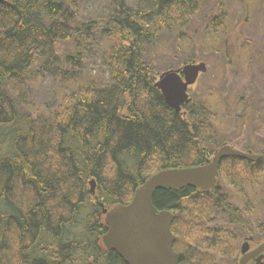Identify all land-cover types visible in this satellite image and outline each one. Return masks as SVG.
<instances>
[{
	"label": "trees",
	"instance_id": "16d2710c",
	"mask_svg": "<svg viewBox=\"0 0 264 264\" xmlns=\"http://www.w3.org/2000/svg\"><path fill=\"white\" fill-rule=\"evenodd\" d=\"M87 1L0 4V264H125L101 243L100 204L127 205L151 176L198 167L227 143L219 123L231 126V114L216 91L177 113L155 88L159 72L148 58L165 34L181 40L179 51L194 49L196 31L185 30L207 0H104L100 17L84 10ZM201 26L199 41L220 54L225 16ZM92 59L101 62L93 75L85 67ZM48 76L58 87L50 114L29 102L27 86ZM241 105L250 111L235 100ZM261 189L264 162L229 156L208 193L157 191L156 210L173 213L178 264L233 257L244 231L264 239V222L254 229L248 219L247 191Z\"/></svg>",
	"mask_w": 264,
	"mask_h": 264
},
{
	"label": "rangeland",
	"instance_id": "374dc122",
	"mask_svg": "<svg viewBox=\"0 0 264 264\" xmlns=\"http://www.w3.org/2000/svg\"><path fill=\"white\" fill-rule=\"evenodd\" d=\"M135 1L131 0V2ZM104 8V0H88L84 6L87 13L98 17L105 14ZM217 15L225 16L227 32L223 39H226L228 46L227 49H223V39H219L218 41L221 42L217 45L220 44V54H212L205 43L199 40L204 30L201 26L203 20ZM195 31L197 42L194 49L179 51L178 45L181 40L176 36L165 34L148 55L149 60L160 75L168 70L180 69L187 64L185 61L190 57L191 52H194V61L204 62L207 71L201 74L197 82L188 89L191 102L203 101L208 90H215L222 98L221 103L225 102L227 111L231 114L229 119H225V122H230L231 126H227L219 119L221 121L219 128L223 132L220 138L225 139L237 150L254 152L262 150L264 153V0H207L200 15H197L190 27L185 30L184 37ZM228 60H231L230 64ZM100 66L99 59L95 61L92 59L85 65L87 72L92 75L101 68ZM27 86L29 102L37 104L41 111L50 114L55 102L57 82L48 76L36 83L28 82ZM235 100L250 105V111L245 113V106L242 105L236 108ZM209 103L213 105L215 102ZM18 108L29 110L26 104L18 105ZM218 111L220 114L221 110ZM263 191L261 189V192ZM247 192L251 202L249 204L255 212V215L248 219L254 224L264 222V195L253 196L249 191ZM232 201L242 207L238 200ZM253 227L257 229V224ZM256 238L258 239L257 235ZM235 257L234 255L226 258L230 261L223 264H236ZM217 261L221 264L218 258Z\"/></svg>",
	"mask_w": 264,
	"mask_h": 264
},
{
	"label": "water",
	"instance_id": "95a60500",
	"mask_svg": "<svg viewBox=\"0 0 264 264\" xmlns=\"http://www.w3.org/2000/svg\"><path fill=\"white\" fill-rule=\"evenodd\" d=\"M4 2L6 0H0V4ZM206 71L205 63L191 62L180 69L163 72L154 86L166 105L179 113L182 105L191 102L188 89ZM229 156L264 162V155L241 152L223 144L211 159L198 167L164 170L151 176L134 191L129 204L102 210L107 229L101 238L104 249L116 253L125 264H178V255L172 248L175 237L170 231L173 215L156 210L154 195L159 190L185 187L195 188L199 193L209 192L216 185L221 160ZM90 187L94 193V181L90 182ZM246 250L247 246L243 245L239 264H246L254 255L262 254L264 242L252 253L245 254Z\"/></svg>",
	"mask_w": 264,
	"mask_h": 264
},
{
	"label": "flooded vegetation",
	"instance_id": "af4514ba",
	"mask_svg": "<svg viewBox=\"0 0 264 264\" xmlns=\"http://www.w3.org/2000/svg\"><path fill=\"white\" fill-rule=\"evenodd\" d=\"M239 239H241L239 241ZM264 242V239L259 240L255 239L254 234L243 232L241 235L238 236V244L236 246L237 251L235 254V262L236 264H239L240 258L242 257L241 254V248L243 245L247 246V250L245 254H249L254 252L258 246ZM212 252L215 250H211ZM217 258L219 259V262L223 264L226 261H230L220 255H217ZM246 264H264V252L262 254H256L253 256V258H250V260Z\"/></svg>",
	"mask_w": 264,
	"mask_h": 264
}]
</instances>
